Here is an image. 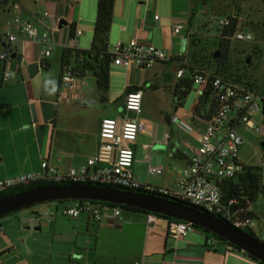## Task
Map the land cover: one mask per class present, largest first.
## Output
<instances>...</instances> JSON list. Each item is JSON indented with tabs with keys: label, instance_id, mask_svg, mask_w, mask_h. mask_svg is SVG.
I'll use <instances>...</instances> for the list:
<instances>
[{
	"label": "crops",
	"instance_id": "crops-1",
	"mask_svg": "<svg viewBox=\"0 0 264 264\" xmlns=\"http://www.w3.org/2000/svg\"><path fill=\"white\" fill-rule=\"evenodd\" d=\"M200 2L211 5L213 15L224 12V18L237 19V30L251 32L250 29L254 27V30L259 31L260 25L264 26V0L258 1L262 10L259 6L255 8V0H115L113 9L110 49L119 40L129 43L136 38L142 44L171 50L174 55L171 61L157 62L147 69L137 65L126 67L113 64L107 92L108 100L123 105L126 94L132 89H143V99L146 90L155 91L161 83L172 91L174 112L165 115L168 126L164 136L157 137L151 133L149 136L153 138L152 142H143L144 135L150 133L146 125L147 131L139 134L136 141H125L126 146L135 150V174L141 180L167 188L175 187L192 154L190 149L199 145L200 136L209 119L210 103H199L207 89L205 85L193 83L181 105L175 102L174 96L179 84L192 81L189 75L177 77V71L184 62L216 70L210 58L207 62L199 61L194 52L201 30L205 31V35L211 34L209 24L195 26V11L203 10L202 5L199 6ZM97 4L98 0H18V3L0 15V36L15 30L11 19L19 15L33 21L40 32L49 28L55 41L53 52L46 60L42 56L43 43L30 39L11 45V56L15 54L14 58L7 61L0 59V180L40 171L43 159L68 168L78 167L97 154L101 121L113 117L114 113L105 115L107 110L98 105L101 102L100 92L92 74L78 78L71 86L61 84L62 56L66 48H72L75 30H82L77 38V48L89 50L93 45ZM156 15L159 19H155ZM253 19L258 27L252 24ZM174 24L183 25L181 33L173 31ZM211 35L220 40L219 30ZM262 35L261 41L254 37V45L249 50V53L254 54L249 64L245 62L248 67L253 64L255 57L251 72L247 69L246 73L242 72L239 65H234L230 59L228 70L229 74L247 81L260 94L262 106L255 120L263 131L259 134L264 137V72L255 74L259 66L264 68V32ZM4 46L2 43L0 50ZM194 55L196 61L189 59ZM171 64L176 66L173 78L169 74ZM5 70H12L16 74L4 78ZM193 89L197 92L196 98L186 108L185 104ZM209 97L211 101L215 95L211 93ZM85 101H93V104L85 105ZM122 114L123 110L120 116ZM174 115L187 125L189 131L173 121ZM130 116L136 117L134 113ZM247 129L244 125L238 126V131L243 135ZM139 141L143 142L146 151H137ZM168 145L175 152L172 155L177 161V170L176 167L168 169L160 165L154 153V149H166ZM149 166H160L164 172L149 175ZM56 214L55 219L68 217ZM10 216L7 215L3 220H10ZM81 216L86 221L83 226ZM81 216L74 218L77 219L74 233H65L66 230L56 238L63 243L94 250L96 258L93 264H259L244 251L229 249L223 240L213 239L208 242L210 233L205 230L194 229L180 238L169 236L168 217L163 215L154 223L147 222V212L135 209H123V221L95 223L86 214ZM3 220L0 219L1 223ZM29 225L27 222L24 224L28 231L26 236H51L46 233L33 236L42 228L26 229ZM37 226L41 227V223L33 224V227ZM55 226L65 227L59 223ZM9 232L10 235L0 237V246L11 243V236L19 234L14 227ZM26 251L30 255L26 264H70V259L66 257L29 247H26Z\"/></svg>",
	"mask_w": 264,
	"mask_h": 264
},
{
	"label": "built area",
	"instance_id": "built-area-1",
	"mask_svg": "<svg viewBox=\"0 0 264 264\" xmlns=\"http://www.w3.org/2000/svg\"><path fill=\"white\" fill-rule=\"evenodd\" d=\"M155 19H159V16L156 15ZM218 23L220 37L230 25L231 20L224 18ZM11 24L15 30L0 36V45L5 44L0 50L1 60L12 59L11 45L25 39L43 43V59L46 60L51 56L55 41L49 28L40 32L33 21L23 19L19 15L11 19ZM182 29V24L173 25L175 33H181ZM81 34L82 30H75L72 36V48H77V38ZM233 38L240 41H251L254 40V35L249 31L237 30ZM110 52L114 55L115 65L126 67L137 65L143 69L150 68L157 62H169L174 56L171 50L162 49L152 44H142L136 38L129 43L119 40L113 45ZM15 74L12 70H5L4 78H10ZM186 75H189L196 84L206 87L211 85L213 94L218 98L219 107L216 114L208 119L200 136L199 145L196 148L191 147L192 154L188 164L183 168L174 188L157 186L149 181L141 180L133 170L135 150L126 146L125 141L134 142L139 134L147 131L146 124L137 118L142 112L144 91L141 88H136L126 94L123 102V114L120 117H108L101 121L100 144L96 155L89 157L85 163L78 167L68 168L54 165L49 159H43L40 171L23 173L16 177L0 180V192L36 182L115 185L143 189L159 195H169L209 212L220 213L237 228L253 227L256 222L255 218L242 219L238 216L240 210L235 209L233 212L228 208V205L236 204L237 201L232 199L226 204L223 201L219 183L221 179L235 178L243 165L246 164L239 156L246 138L238 131V126L244 125L255 133L263 132L255 120L261 111V96L247 81L220 74L215 69L184 62L177 71V77L183 78ZM77 79L72 67L68 66L61 77V84L71 86ZM131 113H134L136 117L132 118ZM173 121L189 131L187 125L180 121L177 115L173 116ZM262 163L260 166L264 178V160ZM163 172L164 169L160 166H149L148 168L149 175H158ZM56 202L57 212L39 211L29 215L26 222L33 227V224L41 223L56 213L72 218H79L86 214L88 219L95 223H102L106 220H124L123 208L120 204L88 199L56 200ZM159 216L161 215L147 212V222L154 223ZM194 229L204 230L192 222L168 217V234L173 238L186 236ZM5 231L6 228L0 221V234ZM213 239L221 240L217 235L210 233L208 242ZM226 243L229 249L234 248L232 243ZM0 264L3 263L0 262ZM259 264L264 263L259 261Z\"/></svg>",
	"mask_w": 264,
	"mask_h": 264
},
{
	"label": "rangeland",
	"instance_id": "rangeland-1",
	"mask_svg": "<svg viewBox=\"0 0 264 264\" xmlns=\"http://www.w3.org/2000/svg\"><path fill=\"white\" fill-rule=\"evenodd\" d=\"M258 1L260 0H255L254 2L255 8L257 9V7L259 6V9L262 10ZM201 5L203 10L200 9V11H195V13H197L195 15L196 16L194 22L195 26H198L202 23L203 24L206 23L209 24L211 34L216 33V31L218 32L219 30L218 21L224 19L225 13L222 12L220 13V15L218 14L213 15V11L210 7L211 5L209 4L204 5V3L200 2L199 6L201 7ZM1 14H4V12H0V15ZM252 24H255V26H257L256 21L254 19ZM260 26L261 27L259 28V31L254 30V27L250 29L255 37V40L257 41L262 40V36H263L262 32H264V28H263L264 26L263 25ZM204 32L205 31L201 30L200 40H197L196 43L197 45L195 44L194 46L195 48L194 52L198 56L199 61L207 62V60L212 56V54L219 49L220 40L214 35L211 34L205 35L203 34ZM254 42H255L254 40L240 41V40H236L235 38H232L231 41L229 59L234 63V65L235 64L239 65L240 69L244 73H246V69L250 73L254 67L255 57H253V64L248 65V67L245 66L246 58L248 56L251 57L254 54L252 52L249 53V50L251 47H253ZM189 59L195 60L196 59L195 55L191 56ZM171 65L172 67L169 71V74L171 78H173L176 73V66L175 65L173 66V64ZM258 68L260 69H258V71L255 72V74H263L264 68H262L261 66H259ZM196 94H197L196 90L193 89L185 104L186 108H189V106L192 105L193 100L196 98ZM172 101H173L172 91L170 90V88L165 87L163 83H161L160 88L156 89L155 91L152 89L146 90L143 99L142 112L140 113L139 117H137L138 119L146 123L148 130L150 132L149 134L144 135L143 142L145 141L150 143L152 142L153 138L149 136L151 135V133L155 134L157 137L164 136V133L166 131V125L168 126L165 119V115L167 114L171 115L174 112ZM98 105H101L103 109L107 110V114L105 115H109L108 113H114L113 114L114 116H120L123 110L122 104L116 101L114 102L112 100H108L105 103L99 102ZM244 135L246 141L244 143L242 153H241L242 147L240 149V154H239L240 158L249 164L262 165L263 164L262 161L264 160V145L262 144V142L264 141V137L259 133H254L250 129L245 130ZM143 142L141 143L139 141L137 143L138 146L136 148L137 151L140 152L146 151L145 150L146 147H144ZM154 153L156 155V158H158V163H160V165L165 166L168 169L169 168L173 169L174 167H176L177 170V163H176L177 161L174 160L173 158L175 152L172 150V146L168 145L166 149H154ZM56 203H57L56 201L44 202V203L36 204L32 207H27L22 210L12 212L13 214L12 213L7 214V215H12L10 216L11 217L10 220H3L4 217H6L7 215L0 218L1 220H3L2 223L6 228V232L1 233L0 237H6L7 235H10L9 231L11 227L17 228L19 234L15 236H11V243L15 246L14 238L16 236H21V235L26 236V234L28 233V231L25 230L24 228V224L26 223L28 216L33 215L39 211L49 212L50 210H53V212H57L58 210L57 208H55ZM254 210H256L257 213L259 214V218L256 220L252 228L260 239H264V196L259 195L257 200L254 202ZM56 215L58 214H55L54 216H49L45 220L41 221V228H42L41 231L35 232L33 236H37L40 234L42 235L46 233L51 235V236H47V238H52L60 243H63L56 238L61 232H65L67 230L65 233H71V234L74 233L75 230L74 228L77 223V219L70 217H58L55 219L54 217ZM80 218L81 220H83V222L81 223V226H83L84 224H86V221L84 220L83 216H81ZM56 223H59L65 227L56 228L55 226ZM69 245L78 246L74 244H69ZM236 249L239 252L241 251L239 248ZM29 257L30 255L26 251V246L18 245L13 249H11V251L8 254L3 256L0 259V262H2L3 264H12L11 262L12 260L14 264H26L29 262ZM256 261L259 263L258 260Z\"/></svg>",
	"mask_w": 264,
	"mask_h": 264
},
{
	"label": "water",
	"instance_id": "water-1",
	"mask_svg": "<svg viewBox=\"0 0 264 264\" xmlns=\"http://www.w3.org/2000/svg\"><path fill=\"white\" fill-rule=\"evenodd\" d=\"M185 49L186 39H184L183 51H185ZM218 56L219 53L218 50H216L213 57L217 58ZM12 57L14 58L15 54L12 55ZM245 62L249 64L251 62V57L248 56ZM84 104H93V101H85ZM75 199H88L132 206L145 210L146 212H154L166 217L192 222L197 227L217 235L225 242L232 243L240 250L264 263V239H260L249 232L229 224L221 218L180 201L159 194L138 192L116 186L97 185L92 183L43 184L34 186L0 197V218L36 204L56 200ZM26 229L40 230L41 227L37 226L32 228V226L29 225ZM14 242L15 246L12 243L0 246V259L18 245L77 260L79 262H91V264H93L96 258V252L94 250L60 243L47 237L21 235L16 236Z\"/></svg>",
	"mask_w": 264,
	"mask_h": 264
},
{
	"label": "trees",
	"instance_id": "trees-1",
	"mask_svg": "<svg viewBox=\"0 0 264 264\" xmlns=\"http://www.w3.org/2000/svg\"><path fill=\"white\" fill-rule=\"evenodd\" d=\"M18 3V0H0V12H5L6 10L12 8L14 4ZM115 5V0H98L97 4V16L95 21V28L93 34V45L89 50H83L79 48H66L61 62V77L68 66L72 67L73 73L77 78H84L87 74H92L96 79L97 88L100 92V100L105 103L108 101L107 92L110 88V73L111 67L114 64V55L110 52L109 48V34L113 22V9ZM230 25L225 29L222 36H220L219 56L214 58L210 57V61H213L216 65V72L224 75H229V51L231 47V41L234 33L237 31V19L231 18ZM47 67V65H46ZM238 79V78H237ZM194 81H185L183 84H179L174 91L175 102L181 105L182 102L187 97L189 90L192 87ZM213 93L211 85H208L206 91L201 97L199 103L207 104L210 103V108L208 110V118H212L219 107L218 98L214 97L210 101L209 94ZM76 182H36L30 185L17 186L10 188L4 192H0V197L28 189L34 186L43 184H72ZM97 185H103L99 183H92ZM220 188L222 191L223 201L227 204L229 200H236L237 203L233 205H228V208L233 212L235 209L240 210L238 216L242 219L247 217L259 218V215L254 210V202L257 200L259 195L264 196V178L262 174V167L260 165L244 164L241 171L237 174L235 178L231 179H221ZM115 186V185H108ZM123 189H130L138 192L151 193L143 189H131L121 186H116ZM156 194V193H153ZM167 198H171L180 201L184 204L190 205L201 211L207 212L213 216L225 220L229 224L233 225L228 219L223 217L220 213L209 212L204 208L193 205L187 201L177 199L169 195H162ZM123 209L132 210H142L137 207L122 205ZM145 211V210H142ZM146 212V211H145ZM6 216V215H5ZM4 217V216H3ZM2 218V217H1ZM234 226V225H233ZM240 229V228H239ZM241 230L249 232L250 234L257 236L256 232L252 227H245ZM221 240H223L221 238ZM231 244V243H230ZM233 245V244H231ZM236 249L237 246L233 245ZM250 257H253L249 255ZM257 260L255 257H253Z\"/></svg>",
	"mask_w": 264,
	"mask_h": 264
},
{
	"label": "flooded vegetation",
	"instance_id": "flooded-vegetation-1",
	"mask_svg": "<svg viewBox=\"0 0 264 264\" xmlns=\"http://www.w3.org/2000/svg\"><path fill=\"white\" fill-rule=\"evenodd\" d=\"M81 262L77 261V260H72L70 259V264H80Z\"/></svg>",
	"mask_w": 264,
	"mask_h": 264
}]
</instances>
